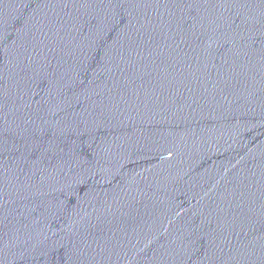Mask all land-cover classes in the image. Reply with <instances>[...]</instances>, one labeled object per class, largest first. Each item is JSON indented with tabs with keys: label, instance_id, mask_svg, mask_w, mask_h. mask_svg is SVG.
I'll use <instances>...</instances> for the list:
<instances>
[{
	"label": "water",
	"instance_id": "water-1",
	"mask_svg": "<svg viewBox=\"0 0 264 264\" xmlns=\"http://www.w3.org/2000/svg\"><path fill=\"white\" fill-rule=\"evenodd\" d=\"M0 264H264V0H0Z\"/></svg>",
	"mask_w": 264,
	"mask_h": 264
}]
</instances>
